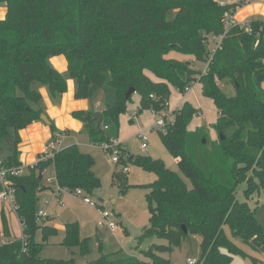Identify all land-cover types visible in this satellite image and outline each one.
<instances>
[{"label":"trees","instance_id":"1","mask_svg":"<svg viewBox=\"0 0 264 264\" xmlns=\"http://www.w3.org/2000/svg\"><path fill=\"white\" fill-rule=\"evenodd\" d=\"M0 4L6 8L0 19L3 167L22 165L19 131L46 114L40 90L45 88L51 101L58 104L67 92L68 80L74 82L75 99L89 100L93 108L98 102L104 106L102 112L90 109L72 113L96 146L116 137L119 116L134 94L139 96L138 112L157 114L167 106L171 86L184 93L197 81L202 95L217 111V121L211 126L216 139L209 138L205 127L189 129L197 110L187 102L172 112L173 120L159 132L190 187L161 160L124 152L127 161L156 176L152 183L138 186L148 190L149 212L148 226L138 242L157 238L168 241V245L153 244L140 250L143 260L108 254L90 264H171L159 253L179 247L189 234L201 238L196 264H230L234 255L243 252L228 238L225 227L243 243L264 251V230L255 209L236 198L242 183L247 186L246 200L264 187L263 20L249 22L250 32L231 26L210 56L208 45L224 34L226 14L233 12L235 4L221 5L217 0H0ZM170 13L174 16L169 20ZM173 51L207 63L206 70L194 68L189 61L167 58ZM60 55L67 61L64 74L49 63L50 58ZM221 82L232 85V96L223 92ZM130 88L134 93L126 99ZM99 113L103 119L97 125L95 115ZM162 118L166 119L164 115ZM49 127L52 137L61 134L52 121ZM93 165L91 155L71 144L59 148L53 157L38 159L26 167L24 175L10 177L22 238L1 243L0 233V264H75L73 258L40 257L44 245L35 241L36 232L41 231L45 243L56 236L57 229L37 222V192L47 189L42 173L52 166L61 187L92 194L101 186ZM115 177L118 180L120 175L114 173ZM136 186L122 184V189ZM64 229L61 244L77 246L86 255L88 238L80 236L78 223L67 222ZM3 234L8 236L5 224ZM250 259L252 264H263L255 257Z\"/></svg>","mask_w":264,"mask_h":264},{"label":"rangeland","instance_id":"2","mask_svg":"<svg viewBox=\"0 0 264 264\" xmlns=\"http://www.w3.org/2000/svg\"><path fill=\"white\" fill-rule=\"evenodd\" d=\"M173 16L174 13H170L168 19H172ZM214 47V43H209L208 49L211 50ZM167 58L189 61L196 69L202 70L207 67V63L197 62L192 56L175 51L170 52ZM147 75L152 80H155L152 74L147 73ZM219 86L227 96L234 94V89L231 84L221 82ZM138 102L139 96L134 94L127 103L125 112L119 116L118 134L113 138H116L117 142L122 144L121 146L124 152L130 153L132 156H150L154 159L161 160L167 169L177 173L190 187V182L180 173L176 160L171 157L162 144L159 134L162 128L157 126L156 122L163 115L166 117L165 124L171 122L173 120L172 112L187 102L199 112L198 115L195 113L196 116L192 119L189 129L194 130L198 127H205L210 132L209 138L216 139L217 135L211 129V126L217 121V111L212 101L202 95L201 84L195 83L191 85L189 91L186 93H180L177 88L171 86L167 106L160 113L156 114L151 110L138 112ZM89 103L92 102L89 101ZM100 106L101 109L104 108L102 104ZM139 136L146 137V149H141ZM49 141L47 139L42 144V149L38 153L39 155L45 151V146ZM68 143L75 144L80 152L89 154L93 158V172L99 178L101 186L94 190L92 194H87L86 196L97 207L100 204L99 201H102V209L110 213L106 224L113 222L115 228L110 229L107 226L99 225L103 220L97 208L85 204L83 202L84 196L80 197L74 196L71 193H62L61 196L55 197L52 192L54 185L47 186L43 184L47 189L37 192V212L39 210L46 211L49 217L53 218L52 225L49 224L47 219L43 221L45 225L55 227L57 234L43 243L41 231L36 232L35 241L44 245L41 249L40 257L43 259L51 258L57 260L73 258L75 264H90L98 260L102 255L108 254L141 256L139 259L143 260L144 257L140 253V250H147L153 244L168 245V241L157 238H146L138 242L143 229L148 226L149 219L148 204L146 201V193L148 190L138 186L152 183L156 178L155 174L146 172L127 160H125V164L121 162L116 165L112 162L109 153L105 152L102 147L89 143L85 133L79 136L69 134L66 138L63 136L58 147L61 148ZM21 153L22 151L19 150V160L22 156ZM35 158L38 160L37 154ZM124 165L127 168V173H122ZM112 173L116 175L119 173L120 178L118 180L116 177L113 178ZM42 177L44 179H54L53 167H48L42 173ZM122 184L137 186L123 190ZM246 188L245 183L240 184L236 189V198L239 202L247 201L249 206L255 209L257 221L264 230V187L259 192H255L248 200L244 197V190ZM46 201H49L48 205L45 204ZM67 221H76L79 226L80 236L88 238L87 248L89 252L86 255H82L77 246L66 247L61 244L65 234L64 225ZM4 224L8 228V236H4L3 234ZM224 229L228 238L234 241L243 252V254L234 255L230 264H252L250 257L264 261V251L255 250L250 245L243 243L239 237L231 234L229 227H225ZM0 233L4 242H14L22 238L20 221L13 206L7 202H0ZM200 243L201 238L199 236L189 234L182 240L179 247L173 248L171 252L159 253V256L170 260L171 264H188L190 261H197L199 259Z\"/></svg>","mask_w":264,"mask_h":264},{"label":"crops","instance_id":"3","mask_svg":"<svg viewBox=\"0 0 264 264\" xmlns=\"http://www.w3.org/2000/svg\"><path fill=\"white\" fill-rule=\"evenodd\" d=\"M217 1L218 3L224 4V5H231V4L236 5L232 14H233V18L238 23L251 22L252 20H255V19L264 21V0H217ZM5 11H6L5 6L0 4V19L4 18ZM50 65L60 73L64 74L67 71V61L65 57H63L62 55L52 57L50 59ZM204 70L205 68L202 69V71ZM73 83L74 82L72 80L67 81V92H65L61 96V99L58 104H55L51 101L47 93V90L45 89L40 90L41 95L43 97V104L45 106V113H46L45 115L47 116V119L49 121L53 122L54 126L60 131V133L64 136V138L68 137L69 134H75L76 136L83 134L82 132L83 123L73 117L72 115L73 112L88 111L90 109H94V112H102L103 110L100 108L101 106L99 103L94 105V108H93L91 106V103H89V100H85V99L76 100L74 98L75 88L73 87ZM19 136H20V143L18 147H19V150L22 151L20 162L26 168L28 166H32L38 161L35 158L36 154L38 155V158H39L40 155L38 153L42 149L41 147L42 144L47 139L50 140L52 137V134H51L50 127L48 124H45L42 121H36L28 125L26 128L20 130ZM71 144L68 143L64 145L63 147L69 146ZM127 156H132V154L127 153ZM101 204H102V201H101ZM47 220L50 225L53 224L52 223L54 221L53 218L48 216ZM67 222H76V221H67ZM2 240L4 241L3 238ZM137 257L141 258V256H137ZM260 261L264 264V261L262 260Z\"/></svg>","mask_w":264,"mask_h":264},{"label":"built area","instance_id":"4","mask_svg":"<svg viewBox=\"0 0 264 264\" xmlns=\"http://www.w3.org/2000/svg\"><path fill=\"white\" fill-rule=\"evenodd\" d=\"M223 5V4H221ZM238 25L241 28H246V31L250 32V27H249V22H243V23H238L236 22V20L233 18V14L232 13H228L226 14L225 17V31L224 34L221 35L220 37H216L213 38L212 41L215 44V47L213 49L210 50V56H212L216 50L220 47V43L222 41V39L224 38V36L226 35V33L228 32L229 28L231 26H235ZM206 70V68H205ZM204 70V71H205ZM195 83H198L197 81H193L188 87L185 88L184 93L188 92L191 85H194ZM197 115L199 114V112L197 111L196 113ZM196 116V115H195ZM166 121L163 118H160L157 122L156 125L161 127L162 129H164ZM104 131L108 130L107 126L103 127ZM63 139V135L57 133L54 137H51L50 141L46 144L45 146V151L43 153H41V155L39 156L38 159H48L50 157H53V154L55 151H57L59 149L58 145L61 143V140ZM139 139L141 140V148L142 149H146L147 148V144H146V137L145 136H139ZM122 144L118 143L116 138H109L107 141H104L103 143H101L99 145V147H102L103 150L107 153H109V155L111 156L112 162H114L116 165H118L119 163H121L122 159L127 160L126 155L122 149ZM1 168H0V202H7L9 203L11 206H13L14 209H16V205H15V187L13 186V183L10 179V177H17V176H21L24 175L26 173V168L21 165L18 167H10V168H6L2 166V163L0 162ZM127 168L125 167V165L122 168V173H127ZM43 183L47 186L50 185H54V189L52 190V192L54 193L55 197H59L61 196L62 193H71L74 194V196H84V200L83 202L87 205H89L90 207L93 208H97V211L101 217V219L103 220V222H100L99 225L101 226H107L110 229H114L115 228V224L113 222H108L106 224V221L108 220V218L110 217V213L103 210L101 203L98 205L91 202L88 198H87V193L85 191H83L82 189H74V190H70L64 187H61L56 178H47L44 179L43 178ZM58 202L60 203V201L58 200ZM46 205L49 204V201L45 202ZM48 213L46 211L43 210H39L36 214V220L37 222H41L45 219L48 218ZM1 243H4V241L1 239ZM188 264H196V261H190Z\"/></svg>","mask_w":264,"mask_h":264},{"label":"water","instance_id":"5","mask_svg":"<svg viewBox=\"0 0 264 264\" xmlns=\"http://www.w3.org/2000/svg\"><path fill=\"white\" fill-rule=\"evenodd\" d=\"M132 93H134V89L133 88H130L126 94H125V98L127 99ZM41 121H43L44 123L46 124H49V120L47 119V116L45 114L41 115L40 117ZM95 119L97 121V125H100L102 123V119H103V116L102 114H96L95 115ZM222 140L224 139L223 136L220 137ZM7 142L9 144V146L11 147L12 150H14V144L12 143V141L10 140L9 137H7ZM42 177L40 176L39 179H41ZM101 203V201H99Z\"/></svg>","mask_w":264,"mask_h":264}]
</instances>
